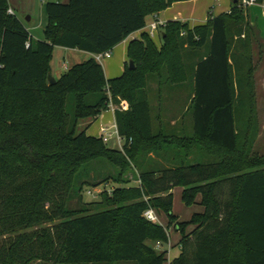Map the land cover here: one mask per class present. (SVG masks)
<instances>
[{"label": "trees", "instance_id": "16d2710c", "mask_svg": "<svg viewBox=\"0 0 264 264\" xmlns=\"http://www.w3.org/2000/svg\"><path fill=\"white\" fill-rule=\"evenodd\" d=\"M176 1L188 0H46L45 39L35 40L8 12L10 2L0 0V233H12L0 264H165L172 225L181 253L169 264H264V155L252 149L258 121L251 52L262 42L242 0L192 28L167 22L162 47L143 32L130 41L120 76L106 78L92 57L54 84L48 80L55 46L113 50ZM153 77L160 98L164 89L192 82L180 130L155 113ZM110 94L115 104H129L115 112L124 150L86 128L78 132L80 120L96 121L108 111ZM202 153L212 159L194 162ZM134 168L140 184L131 186ZM111 179L119 187L101 193L103 209L82 203L85 186ZM177 186L188 206L201 195L203 210L189 220L173 211ZM75 198L80 207H68ZM150 207L168 216L166 227L144 218Z\"/></svg>", "mask_w": 264, "mask_h": 264}, {"label": "crops", "instance_id": "0c3cea01", "mask_svg": "<svg viewBox=\"0 0 264 264\" xmlns=\"http://www.w3.org/2000/svg\"><path fill=\"white\" fill-rule=\"evenodd\" d=\"M8 1L10 2L11 7L15 11L17 17L21 18L24 25L28 29L29 33H31L32 37L35 40H44L45 39L44 30L49 22V16L47 15V3L45 2L43 5L37 8L35 0H8ZM62 1L65 2L68 0H62ZM214 1L219 2L220 0L176 1L168 8L161 10V12L153 14L152 20L149 21L147 17V25L143 30H139L132 33L130 37L117 44L112 50V56L114 51L117 52L118 55L117 56L118 66L116 67V71L114 73H111L109 71L110 66H108L107 68L102 63L106 78L112 79L115 78L116 76H120L123 74L126 64L128 63L129 43L132 39L135 38L140 39L143 32L147 31L154 40V42L156 43V45L162 47V39L160 38L162 27L160 28V32H155V31L152 32L151 29L149 28V24L154 20V18L157 17L160 21H164L165 23L169 21L180 20L182 22H187L189 26L192 28L194 25L205 24L209 18H213L217 15L224 14V12H229L232 8V5L235 2V0H223L225 9L223 12L218 14L217 11H215ZM183 4L186 5L185 9L184 6H181ZM246 10H247V21L251 26H253L256 29V31L258 32L259 39L262 42V45H264V2L257 1L255 4L248 6ZM54 48L55 49L53 53V58L50 64H51V74L56 79L59 78L63 73H65L67 69H69L71 66L75 64L83 63V61H86L94 57V54L77 48H68V47L64 48L61 46H55ZM112 56L110 58H105V59H111ZM185 60L187 61V63L190 64H192V62L194 61L190 57L185 58ZM188 83L189 84L187 86L179 84L175 90L169 88L164 89L162 91L163 92L162 98H160V92H158L159 93L158 115L161 116L163 122H166V124L169 122L168 124L170 127L173 128L176 126L177 128H179V130L184 126L182 121V116L187 111L188 103H190L193 97L192 82L191 83L188 82ZM186 90H188V92H191L192 94L188 102L183 101L186 100V96H187ZM171 97L175 98L174 99L175 103L176 100L177 101L180 100V102L181 101L185 102L184 107L180 103V108H181L180 111L176 113L172 112V115L165 108V103L167 101V98H171ZM150 99H151V95H150ZM151 105H152V100H151ZM106 120L108 121V123L110 121H113L114 123L115 113L112 112V114L109 115V112L107 113L103 112L100 115V117L96 121H94V123L89 125L87 124L85 127L87 129L88 134L92 136L100 137L102 125L109 126L108 124H106ZM190 129H191V125H190ZM109 143L111 142L109 141ZM109 143L107 144L109 145ZM109 147L113 149H121L119 143L117 144V147L116 146L113 147L110 145ZM152 156L154 155L152 154ZM160 161L162 160L160 159ZM191 227L192 226L188 228V231H190L189 229ZM180 253L181 251L178 254L171 256L169 258V263L173 258L179 256Z\"/></svg>", "mask_w": 264, "mask_h": 264}, {"label": "rangeland", "instance_id": "374dc122", "mask_svg": "<svg viewBox=\"0 0 264 264\" xmlns=\"http://www.w3.org/2000/svg\"><path fill=\"white\" fill-rule=\"evenodd\" d=\"M36 1V7L39 8L41 5H43L45 2L42 0H35ZM214 5H215V11H217L218 14H220L221 12L224 11L225 7H224V1L220 0L218 1H214ZM185 6L186 5H181ZM153 17L152 15L148 16V20H152ZM252 54H253V65L256 69L255 71V89H256V96H255V105H256V118L258 121V124L256 126V130H255V138L252 140L253 141V146L252 149L253 151L259 153L260 155H264V45L258 46L257 43L254 44V47L252 48ZM117 52H113V56L111 59H103L100 62L103 63L105 65V67L108 68V66H110L109 71L111 73H114L116 71V67L118 66V58H117ZM149 90L151 93V100H152V106L155 109V113L159 112V106H158V102H159V93H158V84H157V79L155 77L151 78L150 82H149ZM248 95H245V99L247 100ZM175 98L171 97V98H167V101L165 103V108L169 111V113L172 112L176 113L178 111H180V103L181 105H185V102L180 100H176V103L174 102ZM178 102V103H177ZM183 102V104H182ZM106 113L109 112V115L112 114V112L110 110L105 111ZM104 112V113H105ZM191 116V117H190ZM189 118L192 120V115L190 114ZM237 122H238V126L239 128H244L246 122L244 119V113H240L239 116L237 117ZM94 123V121L91 118H85L83 120H80L78 123V132H81L83 130H85V126L88 124H92ZM106 124H108L109 126L113 125V121H110L108 123V121L106 120ZM193 132V131H192ZM111 143H109L110 146L113 147H117V142L112 139L110 140ZM150 157H152L151 155H149ZM148 156V157H149ZM153 158V157H152ZM212 157L209 155H206L205 153H202L201 156H195V158L193 159L194 162H207L209 160H211ZM111 167V166H110ZM110 172L113 173V171H115V169L113 167H111ZM107 170V171H109ZM137 169L134 168L133 171H131L128 174V177L130 179V183L129 185L134 186V185H138L140 184V180L137 179L138 178V173H137ZM119 187L118 184H116L112 179L108 181V184H104L103 185H99L97 187H92V186H85L84 187V191L82 193L83 195V199H82V203H85L86 206H89L90 209L92 211H96V210H100L103 209V206H101L102 204H100V202L102 201V196L101 193H103V191H105V189L112 191L113 188H117ZM89 190L93 191L94 193H89ZM182 190L183 187L177 186L175 190H173L174 192V206H173V211L174 213L178 216V218L183 221V220H189V218L196 212L202 211L203 210V205L201 203H199V200L201 198V195L199 194L196 200V203L188 206L186 205L184 202H182ZM221 198L223 200L227 199V195L225 194H221ZM79 200L77 198L72 199L71 202L68 203V207H73V208H78L80 207L79 204ZM92 203V204H90ZM157 215H158V220L157 223L161 224L162 226H167L169 223V219L168 216L163 212V211H159L156 210ZM59 219L56 218V220L54 222H43L40 225H36L33 228H38L40 226H51L53 224H55ZM193 227H191L189 230H192ZM169 234L171 235L170 237V242H168V244L164 245V249L168 250V254H167V260L165 262V264H169V258L171 256H174L176 254H178L180 251V247L178 245H176L180 238L181 235L178 231H176L175 227L172 225L170 226V228L168 229ZM12 235V233H0V249L2 248V246L4 245V243H7L9 241V237ZM31 264H52V263H45L43 261L39 262V261H34ZM59 264V263H57ZM89 264H107L105 263H89ZM115 264H136V262L134 261H126V260H121L120 262H117Z\"/></svg>", "mask_w": 264, "mask_h": 264}, {"label": "built area", "instance_id": "2783aa9c", "mask_svg": "<svg viewBox=\"0 0 264 264\" xmlns=\"http://www.w3.org/2000/svg\"><path fill=\"white\" fill-rule=\"evenodd\" d=\"M46 2V0H42ZM257 0H242V5L244 7H248L252 4H255ZM9 13L15 14V11L12 8H9L8 10ZM166 23L164 21H160L157 17L154 18V20L149 24V28L151 31L155 32H160V28L163 27ZM112 56V50L105 51V52H100L98 54H94V58L97 62H100L101 60L105 58H110ZM129 104L126 100H121L120 103H114L112 100V96L110 94V100L108 103V110L112 112H116V109H121V110H129ZM100 137L103 138L104 142L109 143L111 139H114L116 142L119 143L121 150H124V137L119 133L118 126L116 125V122L113 123L112 126H105L102 125L101 127V132H100ZM89 193H94L93 191L89 190ZM143 216L145 219L153 222H157L158 220V215L155 210V208L150 207L148 208L144 213ZM157 249H162V244L158 242L156 244Z\"/></svg>", "mask_w": 264, "mask_h": 264}, {"label": "water", "instance_id": "95a60500", "mask_svg": "<svg viewBox=\"0 0 264 264\" xmlns=\"http://www.w3.org/2000/svg\"><path fill=\"white\" fill-rule=\"evenodd\" d=\"M237 0H235V2H236ZM130 68H134L135 67V63L133 62V60L132 59H130ZM48 80L50 81V84L52 85V84H54L57 80H56V78L51 74V75H49V77H48Z\"/></svg>", "mask_w": 264, "mask_h": 264}]
</instances>
